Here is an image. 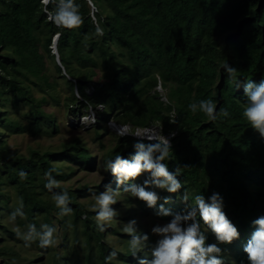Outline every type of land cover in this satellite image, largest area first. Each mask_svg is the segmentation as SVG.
Instances as JSON below:
<instances>
[{
	"label": "trees",
	"instance_id": "obj_1",
	"mask_svg": "<svg viewBox=\"0 0 264 264\" xmlns=\"http://www.w3.org/2000/svg\"><path fill=\"white\" fill-rule=\"evenodd\" d=\"M76 3L84 22L79 29L67 30L47 20L40 0H0V235L8 233L10 238L5 241H22L4 222L22 200L25 216L18 217V223L26 228L35 224L39 230L44 222L56 228L55 216L64 229V253L52 252L50 264H70L69 249L79 258L84 252L86 264H105L113 248L118 256L112 264H138L129 251L130 237L111 225V235L119 234L117 244H111L108 230L97 228L96 213L78 198L98 193L100 187L74 188L60 183V188H54L53 192L68 190L70 216L58 214L52 192L45 188L48 169L59 170L60 174L53 173L56 180L67 181L74 173L72 166L69 170L57 161L93 168L96 158L88 147L75 139L60 150L31 148L29 155L10 153L6 131L39 135L59 130L55 114L45 104L51 100L61 104L58 86L63 79L70 90L66 98L70 111L83 115L86 108L95 111L98 138L103 129L109 130L111 118L132 131L160 124L161 133L169 134L172 142L170 160L165 163L170 171L180 167L178 179L190 199L219 192L224 211L241 233L232 244L220 245L224 264H248L243 247L254 231L251 222L264 215V139L242 118L243 84L264 78V0H92L94 7L88 0ZM93 17L103 36L95 34ZM48 58L53 59L59 76L50 72ZM225 63L237 69L234 79L226 78ZM159 85L166 90L165 99ZM35 88L41 96L35 95ZM202 99H212L217 113L222 107L230 116L211 122L199 111L192 113L188 105ZM173 112L175 124L170 123ZM137 139L119 136L106 158L121 155L130 159ZM21 171L27 173L24 180ZM184 188L171 193L166 208L184 210L179 200ZM165 196L164 192L157 207ZM148 208L143 201L130 202L126 221L137 220L134 212L140 209L145 214ZM201 229L208 243L216 242L202 221ZM156 239L150 234L149 243ZM0 254V264H22L17 260L21 251L14 244H1ZM144 255L150 256L148 249L139 253ZM37 257L41 255L25 264H42Z\"/></svg>",
	"mask_w": 264,
	"mask_h": 264
},
{
	"label": "clouds",
	"instance_id": "obj_2",
	"mask_svg": "<svg viewBox=\"0 0 264 264\" xmlns=\"http://www.w3.org/2000/svg\"><path fill=\"white\" fill-rule=\"evenodd\" d=\"M88 2L91 5L92 0H88ZM40 4L46 13L47 20L57 28L75 30L79 29L84 22L79 10L80 5L76 3V0H40ZM50 5L51 8H49ZM93 21L96 24L95 34L103 36V29L96 23L94 17ZM54 47L55 45H53ZM55 50L54 52H56ZM222 67L227 79L231 80L236 77V68L229 63H225ZM243 88L246 102L242 110V118L253 131L259 134L261 139H264V78L259 82L247 80L243 84ZM188 108L192 113L198 111L203 113L211 122H215L220 117L227 118L230 116L229 111L222 107L217 113V104L212 99H202L199 103H190ZM99 109L103 110L102 105ZM90 113V115L84 114L80 117L82 125L96 122L97 118L91 108ZM109 121L117 124L116 129L119 128L118 125H123L114 119ZM170 123H177L175 112L170 116ZM110 125L111 127L114 126V124ZM123 126L121 135H133L139 139L133 144L135 151L131 154L130 159L116 155L114 158L105 161V171H110L115 176L118 186L125 185V187L122 189V187L117 188L116 186L117 190H113L109 184L105 191L94 194V203L89 210L96 213L95 220L98 230L104 232L107 227L111 226V222L117 215L115 209L121 207V204L116 205V208L112 206L117 203L116 192L123 190L129 193L131 197L139 199L135 203L127 200L125 210L126 205L130 202L137 205L143 201L147 207L155 209L157 217H171L167 222L156 223L151 227V235L157 237L155 242L151 244L149 243L150 234L139 230L136 219L124 224L121 231L130 237L128 241L129 251L133 257L138 259V264H224L223 249L220 245L232 244L240 238L241 233L224 211L223 196L219 192H213L207 198L203 194H197L190 199L187 189L178 179V176L182 174L180 167L177 166L175 171H170L168 163H165L166 160H170V150H172L170 136L162 134V129L157 127L137 128L132 131L129 125ZM175 135V132L171 133L172 137ZM145 139L156 142L145 143ZM54 172L60 174L55 167L44 173L47 181L45 188L52 192V200L56 208L59 209L58 214L70 216L73 210L69 206L71 198L68 190L65 188L60 192H53L54 188H60V183L53 176ZM145 173L148 176L143 180V183H136L135 181ZM19 176L21 180H24L27 173L21 171ZM130 181L131 183H129ZM150 188L164 190L168 193H180V190L184 188L183 194L179 197L185 205L184 210L173 212L166 208L165 205L171 199L168 196H165L164 202L157 207L161 197L157 191L149 190ZM23 207L21 200L19 206L10 213L9 220L13 225H15L18 217L24 218ZM197 216H199V220ZM201 221L214 235L216 242H207L208 237L201 229ZM251 223L254 231L244 245L243 251L246 253L248 264H264V215L257 217ZM12 231L17 239L24 241L25 246L28 247L37 241L41 249H47L56 244V228L48 224H41L39 230L35 224H29L26 231H22L19 226H14ZM145 249H148L150 256L140 257L139 253L144 252ZM117 256L118 250L113 248L105 257V264H112Z\"/></svg>",
	"mask_w": 264,
	"mask_h": 264
},
{
	"label": "rangeland",
	"instance_id": "obj_3",
	"mask_svg": "<svg viewBox=\"0 0 264 264\" xmlns=\"http://www.w3.org/2000/svg\"><path fill=\"white\" fill-rule=\"evenodd\" d=\"M54 51V49H53ZM57 61V60H56ZM55 61V62H56ZM58 62V61H57ZM48 63L50 67V72L53 74H56L57 76L60 75V73L56 70V65L53 61V59L48 58ZM59 63V62H58ZM61 80V84L58 86V90H60L61 94V104H55L52 100L50 103L45 104V109L48 111H52L57 119L59 130L53 134H39V135H33L29 132H10L6 131L5 138L7 139L8 145L10 146V153H20L24 155H29L31 148L39 149L40 151L44 150H60L65 146H68L72 142H74L75 139L79 140V143L82 145L88 147L90 149V152L94 155L96 158L94 167H83L82 165H78L77 162H69L68 160L64 161H57V164H63L66 169H69V166L73 167L74 173L72 174L71 178L67 181L64 180H57L59 183L65 184L66 186H71L74 188L83 187L88 185L90 188H93L95 190H100L98 193H88L86 195H79V200L87 205L89 208L94 203V194H99L100 192H103L106 190L107 185H111L113 190H117L115 187L118 186L116 183V178L110 171H105V161L107 160L106 154L109 150L112 151V149L116 146V144L119 142V136H121V132L123 130H118L113 127H111L110 124H112L110 121L107 122V126L109 130L103 129L102 138H98L96 135V130H94V124H85L82 125L80 121V117L83 116V114H78L77 112L70 111L68 105H67V96L70 93V90L68 89V86L65 84L63 79ZM39 89V88H38ZM37 88H35L34 92L36 96H41L42 92L39 91ZM158 89L162 93V98H166L165 92L166 90L162 88L161 85L158 86ZM85 113L87 115H90V108L84 109ZM92 112L97 117L95 111L92 109ZM112 119V118H111ZM116 119V118H115ZM117 123H120L116 120ZM106 123V121H105ZM104 126V125H102ZM158 129H161V125H157ZM110 127V128H109ZM102 128V127H101ZM100 128V129H101ZM140 129H145L141 128ZM165 136L169 137V134L163 133ZM148 174L145 173L141 177H139L135 182L142 184L143 180L147 178ZM131 183V182H129ZM122 189L125 187V185L121 186ZM92 190V189H91ZM157 191V193L160 195L161 199L163 197V193L165 192L166 195L169 197H172L171 193H168L167 191L160 190V189H151ZM116 200L117 203L112 205L116 208V205L121 204V207L116 208L115 210L117 213H120L122 216H116L113 221L111 222V225L114 228H117V230L121 231V228H123L124 224L127 222L128 215H126L125 211V204L128 202L127 200H131L135 203V201H139L138 198H133L130 196L129 193L118 190L116 192ZM181 201V199L179 198ZM142 203V202H141ZM143 205H146L145 202H143ZM142 210L138 209L136 212H134L135 215H138L137 223L138 228L141 227L146 233L151 234V227L154 226L156 223H164L167 222L169 219H166L164 217H157L155 215V210L152 208L146 209V213L142 214ZM54 223H56V244L53 246L54 249L52 250H44L39 247L38 242H34L31 244L30 247L25 246V242L23 241H14L12 239H7L5 241V238H10L8 233L1 232L0 235V245L3 243L8 244H14V246L21 251V257H18V261L22 264L27 263V261L30 258H34L35 256L41 255L39 261H42V264H50V254L52 252H59L60 254L64 253V246L61 245L62 241L64 240V229L58 221L55 216ZM4 222L8 224L10 227L19 226L22 231H26L27 228L24 227V225L18 223V220H16L15 225L9 220V215L4 217ZM28 224V223H27ZM43 224H45L43 222ZM116 226V227H115ZM72 228V226L69 227V230ZM108 235L111 240V244H117V239L119 234L116 233V235H111V228L107 227ZM68 236H70L69 243L71 242V234L68 233ZM109 241V240H108ZM83 241L78 244V248H81L83 245ZM81 253V252H80ZM69 256L70 264H78V255L76 253H73L72 249H69V252L67 253ZM81 258L79 260L82 262V264H86V258L84 252L81 253ZM3 259V256L0 254V260ZM77 260V261H76Z\"/></svg>",
	"mask_w": 264,
	"mask_h": 264
},
{
	"label": "built area",
	"instance_id": "obj_4",
	"mask_svg": "<svg viewBox=\"0 0 264 264\" xmlns=\"http://www.w3.org/2000/svg\"><path fill=\"white\" fill-rule=\"evenodd\" d=\"M91 4H92V6L94 7L93 3H91ZM53 49L55 50V47H54ZM55 51H56V50H55ZM112 124H114L115 127L117 126V124H116L115 122H112ZM114 126H113V127H114ZM118 127H119V128H118ZM118 127H117V128H118L119 130H123V129H124V126H123V125H118Z\"/></svg>",
	"mask_w": 264,
	"mask_h": 264
},
{
	"label": "water",
	"instance_id": "obj_5",
	"mask_svg": "<svg viewBox=\"0 0 264 264\" xmlns=\"http://www.w3.org/2000/svg\"><path fill=\"white\" fill-rule=\"evenodd\" d=\"M56 59H57V61L59 62V59H58V55L56 54Z\"/></svg>",
	"mask_w": 264,
	"mask_h": 264
}]
</instances>
